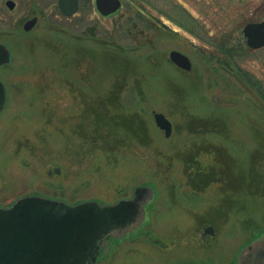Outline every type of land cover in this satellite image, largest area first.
<instances>
[{"label":"rangeland","instance_id":"rangeland-1","mask_svg":"<svg viewBox=\"0 0 264 264\" xmlns=\"http://www.w3.org/2000/svg\"><path fill=\"white\" fill-rule=\"evenodd\" d=\"M5 1L0 0V43L7 44L13 56L0 69V78L7 82L12 98L0 113V204L6 206L19 197L37 194L71 204L96 200L107 205L131 198L137 186H150L154 193L151 200L152 193H148L143 220L116 234L119 238L111 236L96 264H264L263 230L257 229L243 244L247 235L235 231L233 220L208 217L219 209L216 195L220 185L192 194L195 189L189 183L191 177L180 159L189 143L181 142L182 138L174 141V147L170 143L169 150L154 149L149 153L145 159L148 166L136 165L131 157L115 160L114 153L96 159L90 147L74 150V143L83 139L76 132L79 118L96 106L91 104L92 97L88 103L81 98L76 103L74 99L76 115L67 112L72 124L70 135L61 139L46 131L49 127L41 122L35 103L40 100L45 104L49 99L46 89H50L57 92L58 98L68 95L51 98L54 110L62 107L66 112L65 108L73 105L70 99L81 89H68V82L62 78L84 82L94 74L96 93L115 94L118 102L130 99L131 91L140 95L139 88L148 87L145 91L150 93L145 94L144 105L153 99L155 103L164 101L165 116L171 123L177 111L189 107L201 113L198 105L208 103L223 108L225 118L205 111L201 117L204 120L221 124L229 118L236 126L246 118L252 121L245 105L234 102L228 87L207 84L212 75L205 61L208 57L214 63L231 61L233 68L245 70L264 86V47L249 48L242 33L246 23L264 20V0H121V8L109 16L100 15L93 0H79V8L72 16L61 13L57 0H13L15 7L11 10ZM185 15L189 16L187 28L179 26ZM33 16L38 21L24 31L23 23ZM189 27L197 31L187 30ZM84 35L93 39L97 54L96 70L90 74L76 67L78 59L84 61V53L79 50L83 47L79 39ZM225 40L235 49L232 57L216 50L218 43ZM105 43L127 49L146 43L154 48V54L148 49L132 57L122 69L109 71L107 67L115 65V57L127 56H118L116 50L114 56L101 52ZM172 49L189 56L190 74L172 61L169 66L162 65ZM160 65L166 78L171 79L173 89H167L178 95L175 102L176 97L166 95L158 75L152 76L159 72ZM136 81L151 86L138 87ZM59 84L66 88L62 90V85L56 86ZM86 91L90 94L91 89ZM118 102L116 107L110 103L109 113L129 107L123 101L118 106ZM140 113L143 116L144 112ZM233 134L235 139L248 140ZM123 136L118 134L119 138ZM174 148L178 151H172ZM203 156L200 153L201 159ZM57 168L59 172H55ZM212 219L213 223L208 222ZM204 226H212L213 235L203 233ZM247 244L250 245L246 247Z\"/></svg>","mask_w":264,"mask_h":264},{"label":"trees","instance_id":"trees-1","mask_svg":"<svg viewBox=\"0 0 264 264\" xmlns=\"http://www.w3.org/2000/svg\"><path fill=\"white\" fill-rule=\"evenodd\" d=\"M188 17L185 15L179 21V26L187 28L186 20ZM169 30L175 33L171 28ZM187 30L191 32L197 31L190 27ZM166 32L169 33V31ZM87 36L84 35L82 39H79L80 44L83 46L82 48L79 47V50L82 49L84 53L82 57H85L83 58L84 61L82 59L76 61V67L87 70L90 74L92 70H96L97 58L95 56L97 57V54L96 48L92 47L94 43L93 39ZM229 44V41H221L216 46V50L226 56L232 57L236 53L235 49L232 48V44L230 46ZM103 46L100 51H106L109 56H114L113 50L119 53L118 56H127L126 58L115 57L116 60L112 59L116 63L114 66L109 65L107 67L109 71L122 69L121 66L127 65L132 57L137 56L141 52H146L148 49L151 55L154 54V48L148 46L146 43H140V45L134 48L129 47L128 49L107 43ZM165 61L167 62H163L164 64H162L164 67L171 64L169 59H165ZM162 65H160L159 72L157 74L153 73L152 76L156 77L158 75V80L160 79L162 82V85H160L165 87L166 95L171 94L175 98L176 94L172 90L167 89H173V87L169 84L171 79L166 78V74L162 72ZM230 65L231 67H229ZM232 65L234 63L228 60L214 63L208 57L205 61V66H207L212 77L207 84L213 87L221 85L228 87L230 96L234 102L238 100L239 103L244 104L247 112H249L248 118H253L254 120L251 121L246 118L243 123H239V126H236L232 121L230 122L229 118L223 119L221 124L217 120H204L201 117L205 111H210L218 117L225 118L223 108H218L212 101L210 102L212 105L209 103L203 107L198 105L199 111H202L201 113L192 112L189 107H186L182 111H177L176 117L172 119L173 129L169 137H165L154 121H152V112L154 111H163L164 114H167V106L164 101L159 102V100L155 103L153 99L152 102H149L148 106L144 105L143 101L146 100L144 96L147 92L150 93V90L145 91L148 87L145 90L139 88L140 95H136L134 91H131L132 97L122 100L123 104L129 105V107L117 110L116 112L112 110V113H109L108 110L111 109L110 103H113V107H116L115 105H117L118 101L114 97L115 94L104 96L103 93H96L94 74L91 76L93 78L87 81L84 79V82L70 80L68 76H66L67 79H62L68 82V89L80 88L82 94H84L81 95L80 92L72 96V99L69 101L70 103L74 105L75 100L77 103L80 98L82 102L88 103L92 97L91 104L94 106L96 104L92 110L85 112L84 116L79 118L80 125H78L76 132H78L79 136L82 134L83 139L80 142L74 143V150L90 147L93 153H95L96 159L105 158L114 153L115 160L122 161L131 157L136 165L141 163L143 166H148L145 159L149 153H152L154 149L160 150L166 148L169 150L168 146L170 143L173 142L171 147H174V141L182 138L181 142L189 143V148L183 151L184 156H181L180 159L185 163L183 167L188 170L187 172L191 177L190 180L192 182L189 183L195 189L192 194L195 195L198 191H203L213 184L220 185L218 187V194L216 195V205H218L219 209L210 213V215L208 214V217L230 218L233 220L235 231L239 232L240 235H247L243 243L245 244L250 241V237L257 229L264 231V86L258 79L252 78L245 70L233 68ZM68 67L69 65L66 64V68ZM106 69L104 70L105 73ZM184 72L186 74L191 73L189 71ZM4 82L8 90L9 103L12 94L7 82ZM136 84L138 87L146 84L150 85L149 83H143V85L138 81H136ZM201 84L205 86L204 83ZM60 85L62 84L56 86L59 87ZM62 87L66 88L65 85H62ZM88 88L91 89L90 94L86 91ZM46 94V97L49 99H47L45 104L40 100H36L35 102L36 109L42 120L41 122H45L49 127L46 131L51 135L54 133L53 137H60L59 139L64 137V135H70V125L72 124L67 112L70 110L75 114L77 112L75 105L74 107H72L73 105L66 107V112H63L62 107L56 111L51 106V98H58V96H55L57 92L55 93L53 90L46 89ZM63 96L68 95L63 94L58 99H61ZM177 99L178 95L173 101L175 102ZM122 101L118 102V106L122 104ZM236 109L238 110V107ZM142 111L144 112L143 116L140 113ZM79 116L77 114V118ZM178 117L180 118L179 120ZM239 119H241V116ZM120 133L125 136L119 138L118 134ZM233 133H236L241 138L246 137L248 140L235 139ZM45 141L50 140L46 139ZM172 151H178V149L174 148ZM200 153H204L205 155L202 159L200 158ZM208 222L213 223V219L211 221L208 220Z\"/></svg>","mask_w":264,"mask_h":264},{"label":"water","instance_id":"water-1","mask_svg":"<svg viewBox=\"0 0 264 264\" xmlns=\"http://www.w3.org/2000/svg\"><path fill=\"white\" fill-rule=\"evenodd\" d=\"M5 5L11 10L15 2L6 0ZM57 6L64 16H71L78 10L79 0H57ZM95 7L106 16L120 9L121 0H95ZM37 20V16L27 19L22 29L29 31ZM242 33L248 47H264V20L246 23ZM168 56L176 66L191 69L186 54L173 49ZM10 59V49L0 43V66ZM7 100V88L0 79V113ZM153 119L165 137H169L171 121L162 112H153ZM149 192L151 200L153 188L137 186L131 198L107 205L96 200L71 204L37 194L19 197L7 206L0 204V264H96L100 250L111 236L119 238L116 234L143 220ZM208 229L213 233L212 226Z\"/></svg>","mask_w":264,"mask_h":264},{"label":"flooded vegetation","instance_id":"flooded-vegetation-1","mask_svg":"<svg viewBox=\"0 0 264 264\" xmlns=\"http://www.w3.org/2000/svg\"><path fill=\"white\" fill-rule=\"evenodd\" d=\"M93 2H94V6H95V0H93ZM95 8H96V7H95ZM112 14H113V13H111V14H109V15H112ZM109 15H106V16H109ZM174 31L177 32V30H174ZM12 56H13V55H12V53H11V59H10V61H12ZM5 65H6V63H5V64H2V65L0 66V69L3 68ZM55 171H56V169H55ZM204 228H205V232H208V231H207V230H209V229H208V226H204ZM204 228H203V229H204ZM211 234L213 235V233H211Z\"/></svg>","mask_w":264,"mask_h":264}]
</instances>
